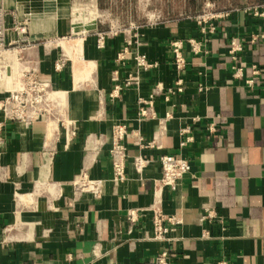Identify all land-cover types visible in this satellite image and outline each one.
Returning a JSON list of instances; mask_svg holds the SVG:
<instances>
[{"label": "crops", "instance_id": "1", "mask_svg": "<svg viewBox=\"0 0 264 264\" xmlns=\"http://www.w3.org/2000/svg\"><path fill=\"white\" fill-rule=\"evenodd\" d=\"M75 1L0 0V100L18 72L34 71L60 101L53 118L5 120L0 130V264H153L162 248L169 264H264V40L251 39L264 32V16L229 3L214 32L181 17L129 25L98 48L97 32L108 30L76 19ZM231 38L241 44L236 59ZM174 41L185 59L179 68ZM141 55L149 66L137 65ZM64 120L76 128L68 138ZM116 123L127 128L119 181L110 159ZM138 135L152 147L138 145ZM163 154L187 158L191 169L177 190L156 196ZM135 157L146 160L141 171ZM156 207L181 220L165 241L151 238ZM207 209L218 218L201 221Z\"/></svg>", "mask_w": 264, "mask_h": 264}, {"label": "built area", "instance_id": "2", "mask_svg": "<svg viewBox=\"0 0 264 264\" xmlns=\"http://www.w3.org/2000/svg\"><path fill=\"white\" fill-rule=\"evenodd\" d=\"M249 10L255 15L264 16V5H255L248 7ZM5 11L0 7V55L6 49L5 43V28L3 25ZM221 16V12L205 11L193 17L196 24L199 26L202 33L214 32L216 28L215 19ZM134 27L130 25V28ZM19 30L24 32V27H18ZM126 29H123V31ZM120 30L109 29L108 31L97 32V47H103L106 38L109 35H117ZM258 37L264 40V32L261 34H255L251 37L252 40ZM192 50L198 52L200 50V42L196 39H189ZM173 54L176 62V66L182 67L185 59L181 52V43L179 41L172 42ZM241 50V44L236 38H231L229 52L236 59V54ZM63 60H57L54 63V68L59 71L64 66ZM138 66L147 67L145 63V56L141 55L136 59ZM242 67H236L235 76H242ZM256 71V70H255ZM248 84L252 83V80H247ZM183 88V80L178 78L175 82V90L180 92ZM50 81L43 77H40L34 71H20L17 73L16 82L14 88L8 91L7 95L0 100V110L2 112V119L0 120V130L5 120H19L25 123H31L36 120H47L53 118L55 115V107L60 106L59 97L53 95ZM146 110L140 108V114L144 115ZM62 129L66 138L73 136L76 132V128L72 121H62ZM212 130V127H209ZM127 133L126 125L123 123H116L112 128V143L110 147V159L113 170V180L119 181L124 179L125 176V160L127 158L125 137ZM141 135L137 136L136 143L140 146H150L152 143L144 142ZM192 140L191 136H187L185 141L181 142V145ZM158 162L160 164V177L154 180V194L156 196L160 193L161 187H168L171 190H177L182 177L190 172L191 166L187 158L175 155V154H163L159 157ZM146 164V160L142 157H135L133 165L136 170L141 171ZM80 182H84L86 186L91 189L96 188V182L88 179L86 173H81L79 176ZM137 215L134 210H130L128 219L134 221ZM218 218L217 213L213 209H207L206 213L201 216V221L212 220ZM152 239L156 241L168 240V232L171 227L179 225L181 220L176 215H167L161 209L154 208L152 214ZM202 237L208 236V231L203 229L201 233ZM170 254L166 248H162L156 256L153 258V264H169ZM217 264H228L225 260H220Z\"/></svg>", "mask_w": 264, "mask_h": 264}, {"label": "rangeland", "instance_id": "3", "mask_svg": "<svg viewBox=\"0 0 264 264\" xmlns=\"http://www.w3.org/2000/svg\"><path fill=\"white\" fill-rule=\"evenodd\" d=\"M77 2V0L75 1ZM72 7L76 19L98 24L104 30H121L129 25L141 27L155 21L194 17L205 11L220 12L235 2L252 7L264 0H80ZM225 6V7H223ZM183 14H178V13ZM55 90L49 91L53 92ZM60 106H56L57 111ZM55 111V115H56ZM54 115V117H55Z\"/></svg>", "mask_w": 264, "mask_h": 264}, {"label": "bare ground", "instance_id": "4", "mask_svg": "<svg viewBox=\"0 0 264 264\" xmlns=\"http://www.w3.org/2000/svg\"><path fill=\"white\" fill-rule=\"evenodd\" d=\"M56 92L53 93V95H55Z\"/></svg>", "mask_w": 264, "mask_h": 264}]
</instances>
